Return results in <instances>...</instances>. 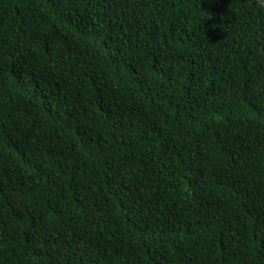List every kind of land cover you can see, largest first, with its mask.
<instances>
[{"label": "trees", "instance_id": "1", "mask_svg": "<svg viewBox=\"0 0 264 264\" xmlns=\"http://www.w3.org/2000/svg\"><path fill=\"white\" fill-rule=\"evenodd\" d=\"M0 264H264L256 0H0Z\"/></svg>", "mask_w": 264, "mask_h": 264}, {"label": "clouds", "instance_id": "2", "mask_svg": "<svg viewBox=\"0 0 264 264\" xmlns=\"http://www.w3.org/2000/svg\"><path fill=\"white\" fill-rule=\"evenodd\" d=\"M256 3L260 9H264V0H256Z\"/></svg>", "mask_w": 264, "mask_h": 264}]
</instances>
